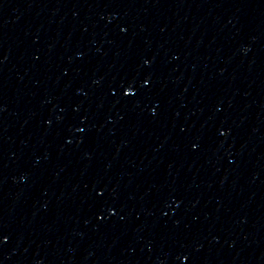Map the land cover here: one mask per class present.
Returning a JSON list of instances; mask_svg holds the SVG:
<instances>
[{
	"label": "water",
	"instance_id": "obj_1",
	"mask_svg": "<svg viewBox=\"0 0 264 264\" xmlns=\"http://www.w3.org/2000/svg\"><path fill=\"white\" fill-rule=\"evenodd\" d=\"M0 264H264V0H0Z\"/></svg>",
	"mask_w": 264,
	"mask_h": 264
},
{
	"label": "snow or ice",
	"instance_id": "obj_2",
	"mask_svg": "<svg viewBox=\"0 0 264 264\" xmlns=\"http://www.w3.org/2000/svg\"><path fill=\"white\" fill-rule=\"evenodd\" d=\"M100 195H101V196H103V195H104V193H103V192H101V193H100ZM5 239H6V238H5Z\"/></svg>",
	"mask_w": 264,
	"mask_h": 264
}]
</instances>
